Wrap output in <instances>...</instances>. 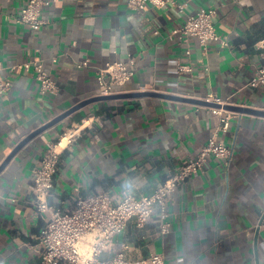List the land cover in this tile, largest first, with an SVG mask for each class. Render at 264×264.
Returning <instances> with one entry per match:
<instances>
[{"label":"crops","instance_id":"crops-1","mask_svg":"<svg viewBox=\"0 0 264 264\" xmlns=\"http://www.w3.org/2000/svg\"><path fill=\"white\" fill-rule=\"evenodd\" d=\"M28 1L0 0V77L13 84L0 100V264H41L33 246L49 214L32 202L34 169L66 129L86 126L62 154L52 205L72 208L82 194L150 195L219 126L199 101L208 94L240 108L220 134L232 161L210 159L177 190L169 234L157 236L152 223L141 240L132 221L117 243L131 244L138 264L155 253L167 264H264V88L248 87L261 64L254 45L264 38V0H175L185 13L170 4L139 14L126 0H47L38 30L16 20ZM210 8L220 39L205 54L174 32ZM131 56L133 79L101 95L96 69ZM88 59L89 67L78 66ZM37 60L57 95L42 93L33 73L10 69ZM180 65L191 71L180 73Z\"/></svg>","mask_w":264,"mask_h":264},{"label":"built area","instance_id":"built-area-1","mask_svg":"<svg viewBox=\"0 0 264 264\" xmlns=\"http://www.w3.org/2000/svg\"><path fill=\"white\" fill-rule=\"evenodd\" d=\"M128 8L136 14L144 12L150 5L158 8L173 4L181 13H185V5L178 6L175 0H126ZM47 0H29L22 8L17 22L38 30L45 25L44 8ZM218 11L215 8L202 10L187 17L186 22L174 34L181 35V40H196L204 53L209 50L211 42L219 40L215 19ZM229 46L227 40H221ZM254 48L259 52L261 64L248 83L252 89L264 88V38L258 40ZM191 52L188 51V54ZM56 61V60H54ZM90 60L78 64L80 68L89 67ZM0 64V72L3 70ZM14 71L31 72L40 82L44 94L57 95L60 87L46 68L44 60L28 61L10 68ZM137 61L130 57L126 62L108 63L96 69V77L101 95L115 94L118 87L128 84L137 72ZM180 73L191 71L188 66H179ZM9 79L0 77V100L12 89ZM199 101L212 114L220 117L219 126L213 131L207 144L194 159L186 160L180 168L170 174L153 194L136 195L131 191L115 198L108 192L80 195L74 207L66 208L52 205L49 201L55 188V176L64 151L71 149L82 137L86 129L79 123L66 129L59 138L50 143L41 163L34 169L33 204L41 214H49L46 229L37 237L33 249L40 255L41 264H138L133 258V247L128 243H117V237L126 231L130 222L134 221L140 239L148 238V227L157 224L155 234L165 236L171 232L169 206L174 200L177 190L194 176L205 170L206 163L212 159L232 161L233 150L226 144L221 133L228 132L235 111L226 109L233 106L216 94H208ZM110 253L111 256L104 257ZM144 264H167L164 254H152Z\"/></svg>","mask_w":264,"mask_h":264},{"label":"water","instance_id":"water-1","mask_svg":"<svg viewBox=\"0 0 264 264\" xmlns=\"http://www.w3.org/2000/svg\"><path fill=\"white\" fill-rule=\"evenodd\" d=\"M201 103V102H200ZM85 104H87V102L86 103H84V104H82V105H80V106H78L76 109H78V108H80V107H82L83 105H85ZM201 104H205L204 102H202ZM226 109H229V110H233V111H239L240 110V108H238V107H234V106H226ZM72 112H70L69 114H71ZM69 114H66V116L67 115H69ZM58 120H60V119H58ZM58 120H56V121H58Z\"/></svg>","mask_w":264,"mask_h":264}]
</instances>
